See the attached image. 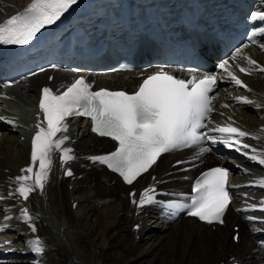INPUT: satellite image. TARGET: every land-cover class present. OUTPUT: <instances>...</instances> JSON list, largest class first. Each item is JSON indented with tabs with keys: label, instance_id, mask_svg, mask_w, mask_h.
I'll return each mask as SVG.
<instances>
[{
	"label": "bare ground",
	"instance_id": "6f19581e",
	"mask_svg": "<svg viewBox=\"0 0 264 264\" xmlns=\"http://www.w3.org/2000/svg\"><path fill=\"white\" fill-rule=\"evenodd\" d=\"M33 2L0 0V24ZM249 60L256 63L250 64ZM241 68L248 71L241 72ZM260 68H264V44L239 51L238 58L229 60L225 69H216L219 89L210 124L230 125L248 132L250 135L241 140L250 148L220 160L221 165L230 166L231 179L245 189L233 195L223 225L214 229L188 218L165 222L152 207L133 208L129 192L135 187L138 191L143 189L150 176L126 187L93 163L90 156L105 153L113 146L108 140L92 137L81 123L76 132L67 133L76 140L73 178H63L61 162L54 152L43 193L37 188L26 204L21 205L16 196L9 194L23 167L31 165L34 127L27 124V131H23L8 123L5 120L8 104L0 103V117L4 118L0 119V197H4L0 199V228L4 229L0 231V264H264V226L245 219L246 215L264 216V213L236 211L245 207V194L248 205L264 200V188L256 183L264 178V166L249 159L253 154L251 148L256 149V155L264 157V72ZM230 73L246 87L236 85ZM46 77L45 74L32 78L9 95L20 99L29 110ZM63 80L64 77L56 75L54 89ZM94 82L95 88L133 90L139 81L125 73L97 76ZM236 97H247L253 103L238 102ZM196 157L194 153L190 155ZM180 159L167 155L157 162L152 174L157 176L155 185L159 189L184 190L186 182L179 179L182 174L171 167ZM202 159L197 157L191 165ZM38 170L37 162L33 172ZM25 207L35 218L36 233H32L28 224L21 223V210ZM234 226H238L237 243L232 241ZM37 236L46 246L43 256H37L28 247L29 240Z\"/></svg>",
	"mask_w": 264,
	"mask_h": 264
},
{
	"label": "snow or ice",
	"instance_id": "6c2138e0",
	"mask_svg": "<svg viewBox=\"0 0 264 264\" xmlns=\"http://www.w3.org/2000/svg\"><path fill=\"white\" fill-rule=\"evenodd\" d=\"M77 2L78 0H34L23 12L0 24V44H29L41 29L54 24ZM253 18L264 20V13H255ZM249 63L256 62L249 60ZM227 64L228 61L225 60L220 64V68L225 69ZM240 71L248 70L241 68ZM260 71L264 72V68H260ZM230 75L236 85L246 87L235 75L231 73ZM216 82L217 76L214 75L200 78L193 76L186 81L177 79L161 69L145 78L138 90L132 94L105 89L91 91V85L83 78L76 80L62 94H54L50 88H43L39 107L44 121L36 125L38 131L32 140L31 165L21 170L26 173L25 175L15 178L17 187L9 196L18 194L27 201L29 195L37 188L43 193L53 165L54 152L60 153L61 163L76 158L73 149L64 146L69 140L66 135L68 132L66 120L72 116L90 117L93 132L117 142L118 147L115 151L106 155L90 156L89 159L93 163L106 165L112 172L118 173L128 185H132L137 178L147 173L162 154L204 140H211L213 143L219 141L226 147L235 148L237 152L249 149L250 145L242 143L241 138L250 134L237 127L217 125L209 129L211 132L219 133V137L209 135L208 131L199 132V129L207 128L208 123H211L210 114L214 110L212 103L214 97L210 93ZM235 99L238 102L253 103L247 97ZM57 133L65 135L57 138ZM251 152L253 154L249 159L264 166V157L256 155L255 148H251ZM243 154L249 155L248 152ZM37 162L39 170L34 173L33 168ZM66 174L71 176L72 172L66 170ZM228 177L229 169L222 167H215L203 173L193 186L194 194L183 197V201L186 202L157 200L156 196L160 193L155 186L144 189L139 199L136 198V192H131L130 196L133 198L132 203L141 208L157 204L176 211L184 210L187 215L198 217L208 224L223 223L222 217L232 199ZM152 179L155 181L156 178L153 176ZM256 183L264 188V178H260ZM257 210L264 213V200L248 205L247 194L245 207L236 209L238 212ZM20 218L28 224L32 233H36L35 218L29 214L27 207L21 210ZM245 219L259 222L264 226V216L246 215ZM3 230L0 228V231ZM28 247L37 256H43L46 251L44 242L38 236L29 240Z\"/></svg>",
	"mask_w": 264,
	"mask_h": 264
},
{
	"label": "rangeland",
	"instance_id": "374dc122",
	"mask_svg": "<svg viewBox=\"0 0 264 264\" xmlns=\"http://www.w3.org/2000/svg\"><path fill=\"white\" fill-rule=\"evenodd\" d=\"M14 99H15V101H16L17 104H19L20 106H22V107L25 108L24 104L22 103V101H21L20 99H18V98L16 99V97H15ZM80 215H82V214H80ZM69 236H70V235H69ZM69 238L72 239L71 236H70Z\"/></svg>",
	"mask_w": 264,
	"mask_h": 264
}]
</instances>
